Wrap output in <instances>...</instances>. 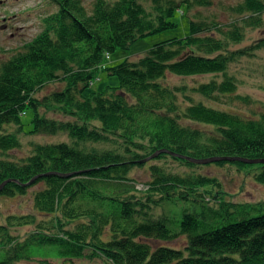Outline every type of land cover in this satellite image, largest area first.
<instances>
[{"label":"trees","instance_id":"1","mask_svg":"<svg viewBox=\"0 0 264 264\" xmlns=\"http://www.w3.org/2000/svg\"><path fill=\"white\" fill-rule=\"evenodd\" d=\"M142 1L96 0L88 12L81 0H51L57 11L43 18V32L23 52L3 64L0 185L7 180L18 183H8L0 197L26 195L30 188L43 184L45 188L34 195V209L49 218L38 221L34 215L8 217L7 223L0 225V264L32 259L23 253L30 246L36 247L45 260L81 259L86 257L87 239L92 240L94 251L89 259L100 255L111 264H264V214L212 227V220L220 214L236 209L248 215L247 210H254V205L233 206L222 201L216 207L205 199L207 205L200 214H183L177 231L171 230L164 218H146L148 214L143 209L147 207L145 202L152 203L151 197L172 200L179 195L187 200L195 196L202 203L204 194L197 189L215 179L171 174L159 166H150L152 180L141 190L146 195L142 200L136 196L140 195L137 183L129 177L131 169L142 167L140 161L164 149L194 159H264V116L244 119L193 102L182 108L177 103L181 89L162 83L167 74L184 78L221 74V81L200 84L194 91L213 101L235 94L237 83L226 72L229 63L244 52L229 51V47L244 40L246 29L262 26L264 0H243L234 6L232 11L239 19L229 25L190 21L186 37L154 45L137 62L107 66V54L127 50L145 36L177 27L173 19L181 8L209 7L212 3L150 0L152 12H148ZM254 47L264 49V38ZM100 66L104 67L102 71ZM101 72L116 78L118 84L94 93L89 83ZM58 73L64 75V81L68 80L67 88L37 100L35 93L57 80ZM86 91L90 92L87 97ZM237 97L248 101L246 97ZM41 107L73 116L81 125L57 124L39 113ZM28 111L32 112V129L26 132L22 119ZM182 120L210 127V131L183 125ZM9 126L17 127V131L7 133ZM59 131H68L74 143L35 144L33 153L19 162L5 158L7 152L21 147L17 133ZM115 138L120 140L115 150L86 148V143H109ZM166 156L169 155L162 154L157 159ZM172 159L186 167L197 166ZM215 164L256 167L253 178L264 185L263 164ZM48 173L59 175L44 176ZM66 174L73 175L64 177ZM37 176L42 177L33 185L24 186ZM19 226L35 227L30 241L19 243L10 235L9 228ZM105 227L109 237L103 241ZM181 236L186 237L183 249H152L143 241H172Z\"/></svg>","mask_w":264,"mask_h":264},{"label":"rangeland","instance_id":"2","mask_svg":"<svg viewBox=\"0 0 264 264\" xmlns=\"http://www.w3.org/2000/svg\"><path fill=\"white\" fill-rule=\"evenodd\" d=\"M96 0H81L83 7L91 12ZM192 2L193 0H189ZM243 0H212L209 7L194 6L187 10L185 7L181 8L185 11L184 14L176 15L174 22L178 26L166 30L164 32L151 34L145 36L135 43H133L127 50L118 49L115 53L110 55V59L105 60L104 63L109 67L117 66L125 61L137 62L139 59L145 57L149 49L154 45L169 41L175 38H184L189 32V23L204 22L206 24L219 23L220 25H229L234 21H238L239 17L232 11V8L240 4ZM179 2V0H178ZM142 4L148 12L152 10L150 0H143ZM57 6L51 0H0V73L3 64L10 61L15 55L25 50V47L38 37L44 29L43 18L56 12ZM152 12V11H151ZM263 24L258 29H246L244 32V40L237 45H231L229 51H242L240 55L229 63L226 74L235 79L237 83L236 93L233 95L219 97L218 101L209 100L197 94L194 90L200 84L208 83L212 80L221 81L223 76L219 75H200L193 77H178L170 74L166 75L165 80L162 82L165 86L170 88H180L177 98L178 104L183 108L193 103H203L204 105L220 110L228 111L230 113L239 115L244 119H259L264 116V49L254 47L259 40L264 38V14L261 16ZM219 37L216 33L213 34ZM57 80L43 85L35 97L37 100H43L45 97L50 96L55 92H61L68 86V80L64 81V75L58 73ZM68 79V77H67ZM93 84L92 92H101L105 88L116 86L118 81L114 77H108L107 74L101 72L96 78L92 79ZM99 81L95 83V81ZM79 91L82 85L79 86ZM89 91L84 93L88 96ZM246 97L248 101L240 99L239 97ZM39 113L57 124H79L81 122L75 117L63 114L61 111L53 109L39 108ZM23 122L25 131L32 129L30 122L32 120V112L28 111L24 114ZM183 125H190L193 128L200 130L210 131V127L189 123L182 120ZM17 127L9 126L7 133H15ZM20 140L21 147L16 150H11L6 153V159L9 161L19 162L22 159L29 157L33 153V146L35 144H59V143H74L72 138L68 135V131H59L56 134L39 133L36 135H25L22 132L17 133ZM120 142L119 139H112L109 143L102 144H88L86 148L95 147L101 151L104 149L115 150L116 145ZM82 146V144L80 145ZM84 147V146H83ZM86 151V150H85ZM2 152H0L1 154ZM157 160V161H155ZM185 161V160H184ZM150 166H159L165 172L171 174H179L182 176L187 175H202L215 179L216 181L206 187H201L198 193L204 194V200L207 199L216 207L219 202L225 201L230 205L247 204L254 205V210H247L248 215L240 214L236 209L227 213L220 214L216 220L213 221L212 227L224 226L230 223L240 221L244 217H255L264 214V185L258 184L254 178V173L257 172L256 167H243L237 165H224L219 166L215 163L207 165H197L196 167H186L185 163L173 160L171 156L151 160L143 164L142 167H135L130 170L129 177L134 179L136 188L138 190L137 198L145 200V190L147 183L152 180ZM43 184L35 185L30 188L26 195L15 197H0V225L7 223V218L10 216H23L34 215L38 221L49 218L42 216L34 209V195L38 191L44 189ZM160 196H153L150 199V205L145 202L147 207L143 209L147 213V219L157 220L164 218L166 225L173 231H177L183 214L188 213H201L203 207L207 205L205 202H197V197L193 196L190 199H180L177 195L172 200L160 199ZM159 201V202H157ZM59 217L60 214H57ZM143 219V218H140ZM201 219V217H200ZM87 223V220H86ZM72 229V228H71ZM101 239L107 240L109 232L107 227L103 229ZM9 233L14 240L23 243L30 241L35 234V227L33 226H19L10 227ZM89 246L86 247V257L81 259H74L71 261H63L50 257L45 260L36 247L30 246L23 251L32 259L21 260L17 264H111L106 259L95 257L89 259L92 250V240L87 239ZM143 241L151 245L152 249L156 247H171L176 249H183L186 246V237L181 236L172 241H158L152 239H144ZM1 250V248H0ZM45 260V261H44Z\"/></svg>","mask_w":264,"mask_h":264},{"label":"water","instance_id":"3","mask_svg":"<svg viewBox=\"0 0 264 264\" xmlns=\"http://www.w3.org/2000/svg\"><path fill=\"white\" fill-rule=\"evenodd\" d=\"M162 154H167V155H170L174 158H178V159H181V160H185L187 162H190V163H193V164H196V165H207V164H213V163H219V162H241V163H244V164H250V165H257V164H263L264 165V159H247V158H240V157H213V158H208V159H194V158H190V157H187V156H183V155H179V154H176V153H173L169 150H160L158 152H156L155 154H153L152 156L140 161L142 164H145L147 162H149L150 160L158 157L159 155H162ZM50 175H56L58 176L59 174L57 173H48V174H45L44 176H50ZM73 174H66L64 175V177H71ZM42 176H37L35 178H33L31 181H29L28 183H26L24 186L28 187V186H31L32 184H34L36 182V180L38 178H40ZM11 182H15V183H18V181H15V180H7L5 182H3L1 185H0V192L2 191V189L8 184V183H11Z\"/></svg>","mask_w":264,"mask_h":264}]
</instances>
